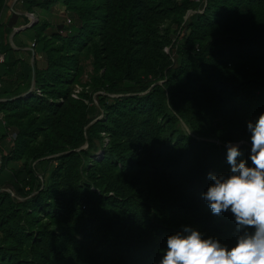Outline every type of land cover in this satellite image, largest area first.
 Here are the masks:
<instances>
[{
    "label": "trees",
    "instance_id": "1",
    "mask_svg": "<svg viewBox=\"0 0 264 264\" xmlns=\"http://www.w3.org/2000/svg\"><path fill=\"white\" fill-rule=\"evenodd\" d=\"M57 3L70 23L29 26ZM0 55V264H158L185 226L236 243L203 193L229 144L251 164L264 0H0Z\"/></svg>",
    "mask_w": 264,
    "mask_h": 264
},
{
    "label": "clouds",
    "instance_id": "2",
    "mask_svg": "<svg viewBox=\"0 0 264 264\" xmlns=\"http://www.w3.org/2000/svg\"><path fill=\"white\" fill-rule=\"evenodd\" d=\"M251 164L238 145L229 144L228 175L209 173L212 181L203 198L213 214L230 210L237 225L236 243L228 247L218 239L203 238L185 226L169 235L158 264H264V113L249 121Z\"/></svg>",
    "mask_w": 264,
    "mask_h": 264
},
{
    "label": "rangeland",
    "instance_id": "3",
    "mask_svg": "<svg viewBox=\"0 0 264 264\" xmlns=\"http://www.w3.org/2000/svg\"><path fill=\"white\" fill-rule=\"evenodd\" d=\"M12 2H13V0H8V3L10 5ZM39 14L43 15L44 17H46L49 20V22L52 24V29H55V27H57V25L63 26V23L65 21L67 22L68 18H69L67 15V12L65 10V7H63V5H61L60 3H57L50 10L40 9L39 13L34 14V18H35L34 20L35 21L38 20ZM73 22H74V20H73ZM17 28H19V27H17ZM17 28H15V29H17ZM82 62H83V66H84L83 81H87L90 77V74L92 73L93 68H92L90 59H85ZM41 64H42V61H41ZM11 137H12V134L10 136V139H11Z\"/></svg>",
    "mask_w": 264,
    "mask_h": 264
},
{
    "label": "built area",
    "instance_id": "4",
    "mask_svg": "<svg viewBox=\"0 0 264 264\" xmlns=\"http://www.w3.org/2000/svg\"><path fill=\"white\" fill-rule=\"evenodd\" d=\"M31 18H32V21H35L34 19V13H32L31 15ZM68 23H70L71 22V19L70 18H68V21H67ZM31 46L33 47L34 46V43H31ZM2 61H4V56L3 55H0V62H2ZM81 91V87L80 86H77V88L74 90V92H73V97H75V98H78V93ZM13 136L15 137V134L13 135L12 134V138H13Z\"/></svg>",
    "mask_w": 264,
    "mask_h": 264
},
{
    "label": "water",
    "instance_id": "5",
    "mask_svg": "<svg viewBox=\"0 0 264 264\" xmlns=\"http://www.w3.org/2000/svg\"><path fill=\"white\" fill-rule=\"evenodd\" d=\"M38 21V20H37ZM37 21H32L30 24H29V26H31V25H33L35 22H37ZM64 26V25H63ZM63 26H60L61 28H63ZM26 26H21V27H19V28H17V29H15L14 30V32H13V34L15 33V32H17V31H19V30H22V29H24ZM12 34V35H13ZM34 57H35V51H33V56H32V62L34 61ZM33 75H34V72H33ZM1 162V161H0Z\"/></svg>",
    "mask_w": 264,
    "mask_h": 264
},
{
    "label": "crops",
    "instance_id": "6",
    "mask_svg": "<svg viewBox=\"0 0 264 264\" xmlns=\"http://www.w3.org/2000/svg\"><path fill=\"white\" fill-rule=\"evenodd\" d=\"M16 1L17 0H13V2L11 3V5H10V7L12 8L14 5H15V3H16ZM64 7V6H63ZM61 8V7H60ZM41 8H37L36 9V13H39V10H40ZM16 13H21L20 11H16ZM35 13V14H36ZM39 16H41V17H44L43 15H41V14H39ZM46 18V17H45ZM23 38V37H22ZM26 41V40H25Z\"/></svg>",
    "mask_w": 264,
    "mask_h": 264
}]
</instances>
